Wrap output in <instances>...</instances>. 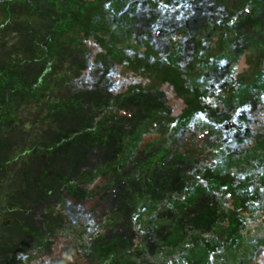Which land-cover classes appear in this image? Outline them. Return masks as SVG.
I'll return each mask as SVG.
<instances>
[{"label": "rangeland", "instance_id": "1", "mask_svg": "<svg viewBox=\"0 0 264 264\" xmlns=\"http://www.w3.org/2000/svg\"><path fill=\"white\" fill-rule=\"evenodd\" d=\"M141 1L136 9L121 7V10L116 12V17L108 14L99 15L93 29L99 32H107L109 28L118 30L120 35L116 38L118 42H122L121 37L127 36V31L140 34L141 42L147 38L164 53L171 49V40L176 38L174 35L169 40L165 39L166 32L170 30L173 33L176 29H186L190 33L183 37V49L176 57L177 64L182 68L191 67L195 45L201 42L195 40V34L199 33L200 29L207 32L208 25L217 22L216 17L218 21L220 17L223 20V17L231 15L232 10L239 13L242 9L240 0H170L169 10L164 12L161 9L154 10L146 1ZM41 4L56 12V15H60L66 11V6L70 5V2L23 0L8 6H0V24L6 22L5 26L0 25V109H5L4 115L18 111L17 116L30 118L38 125L35 138L28 139L25 134L19 141L10 133L9 140L0 141V251L25 250L31 256L32 264H120L121 262L115 258V253L127 247H135L134 236L119 235L112 231L108 238L101 239V242L89 250L78 252L76 251L78 243L73 244L71 249L66 247L71 245L70 239L63 236L60 230L51 238L52 234L45 238L48 222L59 214L35 211L34 208L37 206H34L35 203L42 199L55 201L58 195H63L66 197L67 209L70 212L86 208L93 209L98 215L103 216L113 211L108 198L111 191H115L119 199L120 196L124 197L119 189L122 183L128 186L136 183L137 186L150 182L148 191L155 196H162L164 189L179 190L180 179L194 167L192 157L197 161L202 155L188 145L182 148L191 149L192 156L185 155L184 150L176 151L172 146H162L164 138L161 133L149 134L140 144V149L132 160L122 163L117 168L112 167L106 175L98 178L95 185H92L94 194L92 192L86 195L83 190L85 183L80 180L81 175L107 154L106 143L132 132L138 122L136 118L143 116L146 113L144 111H147L149 105L156 100L154 97L145 99L143 96L125 98L118 110L107 111L99 117L96 115L95 119L91 117L89 107L82 110L80 106H83L81 103L85 98L90 100L93 107H97L98 104L108 103V98L115 93L124 91L136 83L144 84L147 80L129 72L123 73L119 65L104 58L93 62L99 48L92 41L84 43L82 51L65 49L51 64H45L41 57L42 53L33 48L31 41L33 39L42 41L50 30V25L42 19L35 22L28 14L34 7H41ZM173 5L180 8H174ZM244 9L251 11L247 23L243 24L245 27L242 26L243 31L250 32L264 41L262 32L264 9L260 13H256L249 5L242 10ZM251 13H254V16ZM127 18L133 19L134 22H127ZM155 20H158V23L165 22L163 29L165 31L161 29V24L155 23ZM30 23L33 25L29 27L35 30L33 35L24 33V28ZM240 26L234 27V31L239 32ZM121 27L125 29L120 31ZM219 27L216 24L215 30ZM214 32L216 34V31ZM208 34L210 32L206 35ZM246 39L242 37L235 40L238 49L244 45ZM49 66L52 67L50 71L52 70L54 82L47 83L42 98L47 104H51V114L56 112L57 107L65 109V106L71 105L76 97L83 99L78 103V113L75 110L67 111L69 115L67 120L52 123L51 118L38 123L40 119L46 117L45 110L36 105L35 107V101L26 99L23 93L15 91L13 87L18 88L28 82L39 84L45 78ZM242 67L241 63L239 70L244 69ZM219 73L221 72L215 71L214 77L217 78ZM254 87L261 91L247 96L248 107L236 116V119L244 124V128L250 123L258 122L260 120L258 115L264 112V82ZM167 102L172 105V111L176 112L178 102ZM138 105L142 106L141 109ZM135 107L138 111L134 109ZM230 124L232 123H223L219 128L222 127L223 131ZM247 132V129H244V132L237 131L230 136L227 144L230 151L236 152L241 149L243 151V147L249 146L250 143L240 144L239 141L245 138ZM254 139L264 147V131L259 130ZM247 142L249 141L246 140ZM19 146L18 151L22 148L29 151L26 153L21 150L19 153L16 148ZM258 157L260 155L255 154L254 159L257 160ZM217 197V192L204 194L196 201L194 207H190L185 215L176 220L172 209L158 214L157 217L166 220L165 222L160 221V218L153 220V215L144 216V230H152L146 244L148 251L152 252L161 240L171 243L181 240L182 233L186 236L192 232H201L207 233L208 237L215 236L221 239L224 236L221 234L223 230L221 217L225 213L224 208L227 207L228 200L226 196H222V200L218 201ZM122 206L124 205L119 206L120 210L124 208L123 212H127V207ZM248 214L239 243L226 253L221 251L224 257L225 255L229 257L228 264H264V210L262 212L258 209L253 210ZM174 222L176 226L173 225ZM150 239L153 241L150 242ZM46 242L49 244L46 245Z\"/></svg>", "mask_w": 264, "mask_h": 264}, {"label": "trees", "instance_id": "2", "mask_svg": "<svg viewBox=\"0 0 264 264\" xmlns=\"http://www.w3.org/2000/svg\"><path fill=\"white\" fill-rule=\"evenodd\" d=\"M22 1L0 0V6ZM66 1L70 2V5L67 4L66 11L60 15L45 8L43 4L28 12L35 22L42 19L50 25V30L42 41L37 39L31 41L33 48L42 53L41 57L45 64H51L65 49L82 51V45L92 41L99 48L93 62L100 58L110 60L113 64L119 65L123 73L129 72L146 78L147 81L144 84L130 85L124 91L115 93L108 98L109 102L106 104L93 107L90 100L81 98L84 96L81 95V99L76 97L71 105L65 106V109L56 106V112L51 114V104H47L42 98L47 83L54 82L49 66L45 78L39 84L28 82L18 88L13 87L15 91L23 93L26 99L35 101L34 106L45 110V119H40L38 123L51 118L52 123L67 120L69 117L67 111L75 110L78 113V103L82 99L83 106L80 107L82 110L89 107L91 117L94 119L96 115L99 117L107 111L118 110L125 98L143 96L145 99L154 97L156 100L149 105L147 111H144L146 113L143 116L136 118L138 122L134 130L106 143L107 154L81 175L80 180L85 183L83 190L86 195L93 192L92 185H95L98 178L106 175L112 167L117 168L122 163L132 160L140 149V144L149 134L161 133L164 138L162 146H172L176 151H182L184 150L182 147L188 145L202 156L197 161L192 157L191 162L194 167L180 179L179 190L164 189L162 196H155L148 191L150 182L137 186L136 183L131 186L122 183L118 188L124 197L120 196L119 199L118 194L111 191L108 198L112 203L113 211L103 216L98 215L93 209L86 208L70 212L67 209L66 197L63 195H58L56 199L58 202L48 201L50 199L39 200L34 205H37L35 211L59 214L57 217L54 216V220L50 223L48 222L45 238L52 234L51 238L60 230L63 236L70 239L71 245L66 247L71 249L73 244L78 243L76 251L81 252L89 250L101 242V239L108 238L112 231H116L119 235L134 236L135 247H127L115 253V258L121 262L120 264H194L195 262L228 264L229 257L227 258L226 255L224 257L221 253H226L239 243L246 219L249 217L248 213L257 209L259 212L264 210V147L254 139L259 130L264 131V112L258 115L260 117L258 122L250 123L245 128L244 124L236 119L241 110H246L244 108L248 107L247 96L250 97L251 93L261 91L254 86L264 82V41L254 34L251 35L250 32L243 31L242 26L247 23L251 9L244 11L242 9L249 5L256 13H260L264 9V0H240L242 9L239 13L242 15L232 10L231 15L223 17V20L220 17L218 21L216 17L217 22H212L207 27V32H210L208 35L200 29V32L195 34V40L201 42L195 45L189 68H182L176 62L178 52L184 46L182 39L190 33L186 29H176L173 33L167 29L169 32H166L165 39L169 40L174 35L176 38L171 40V49L166 53L147 38L141 42L140 34H133L131 31H127V36L121 37L122 42H118L116 41V38L120 37L118 30L109 28L107 32H99L93 29L99 15L108 14L116 17V12L121 10V7L136 9L142 3L141 0H64ZM143 1L150 4L154 10L161 9L166 12L170 8V0ZM173 7L180 8L176 5ZM127 19V22H134L133 19ZM158 22L155 20L156 24H161L163 30L165 22ZM5 24L6 22L0 25L3 27ZM216 24L221 28L215 30ZM30 25L33 24L30 23L26 27L20 24L25 27V34L33 35L35 30L29 27ZM238 25H241L239 32H235L233 28ZM124 29L121 27L119 30ZM234 36L236 39L247 38L240 49L235 45ZM241 63L244 69L239 70ZM215 71L221 72L217 78L214 77ZM257 96L259 97V94ZM167 101L178 102L176 112L172 111L173 107ZM138 106L141 109L142 106ZM4 110L0 109V141L9 140L10 133H13L12 137L19 141L25 134L28 139L35 138L38 125L34 124L32 119L17 116L18 111L4 115ZM223 123L232 124L222 131L223 128H219V125ZM244 129L248 132L245 138L239 141L240 144L250 143L249 146L243 147L242 152L230 151L227 147L230 136L237 131L244 132ZM246 140L249 142L246 143ZM16 148L18 151L20 146ZM21 150L26 153L29 151L26 148ZM21 150L18 152L21 153ZM183 153L192 154L191 149H185ZM255 154L260 155L257 160L254 159ZM213 192L218 193V201L222 200V196H226L228 200V205L224 208L225 213L221 217L223 224L221 234L224 235L221 239L215 236L208 237L207 233L201 232H192L186 236L182 233L181 240L174 243L161 240L152 252L148 251L146 244L152 230H144V216L153 215V220L160 218L161 221L163 219L157 217L158 214L172 209L176 220L185 215L190 207H194L196 201L204 194L210 195ZM120 205L127 207V212H123L124 208L120 210ZM173 225L176 226V223L174 222ZM151 241L153 239H150ZM47 243L45 244L48 245ZM31 262L32 258L25 250L0 251V264H32Z\"/></svg>", "mask_w": 264, "mask_h": 264}]
</instances>
